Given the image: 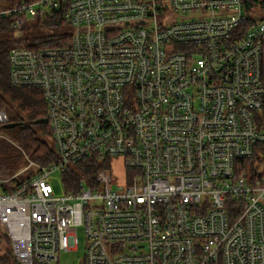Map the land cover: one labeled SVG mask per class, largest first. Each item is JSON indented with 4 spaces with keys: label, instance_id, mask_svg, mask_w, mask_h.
<instances>
[{
    "label": "built area",
    "instance_id": "2783aa9c",
    "mask_svg": "<svg viewBox=\"0 0 264 264\" xmlns=\"http://www.w3.org/2000/svg\"><path fill=\"white\" fill-rule=\"evenodd\" d=\"M54 11L70 30L41 36L57 44L8 52L57 157L0 178L15 261L54 264L81 228L83 264H264V17L238 35L243 0H22L0 16L20 38ZM91 159L93 177L55 194L51 174Z\"/></svg>",
    "mask_w": 264,
    "mask_h": 264
},
{
    "label": "trees",
    "instance_id": "16d2710c",
    "mask_svg": "<svg viewBox=\"0 0 264 264\" xmlns=\"http://www.w3.org/2000/svg\"><path fill=\"white\" fill-rule=\"evenodd\" d=\"M22 0H0V8H11ZM26 1V0H24ZM245 10L248 15V21L237 28V34H242L247 26L254 22L258 15L254 12L258 9L264 11V0H243ZM16 14L0 16V107L6 106L9 113L13 112L15 116L8 121L15 122L16 125L7 128L8 134L23 148L29 159L34 162L46 165L57 160L56 153L49 140V128L44 123H33L34 120L46 117L47 104L42 92L37 88L14 87L9 79V49L16 43H25L28 47H39L45 45L57 44L56 34L52 38H45L39 34L26 30L24 24V35L16 38L11 28L12 21ZM27 21V20H26ZM36 25L48 28H60L68 25L55 11L51 12L44 18H38ZM55 30V29H54ZM56 31V30H55ZM257 117L258 124L264 128V100ZM1 128V127H0ZM15 144L4 139L3 145H0V178L5 179L12 176L19 168V161L16 155L11 152ZM100 164L94 160L80 162L74 169L63 176L66 187H70L74 180H79L82 176L93 177L99 170ZM20 177L13 179L15 182ZM7 190V188H4ZM8 238L0 231V241ZM0 264H19L12 256L11 250H3L0 247ZM80 264H83L81 262Z\"/></svg>",
    "mask_w": 264,
    "mask_h": 264
},
{
    "label": "rangeland",
    "instance_id": "374dc122",
    "mask_svg": "<svg viewBox=\"0 0 264 264\" xmlns=\"http://www.w3.org/2000/svg\"><path fill=\"white\" fill-rule=\"evenodd\" d=\"M254 13L258 15L257 18L264 17V11H262L261 9H258ZM54 29L56 31H58V29L70 30V26L66 25V26H61L60 28H54ZM26 30L27 31L31 30L35 34L43 35L47 32L48 27L37 26L36 21H34L30 18H27ZM0 109L4 110L5 114L7 115L8 120L15 116V114L13 112L9 113V109H7L6 106H2V107H0ZM4 139L9 140L15 144V146L11 149V152L16 155V158L19 161V168L15 171V173L18 170H20L26 166H29L31 162H33V163L29 166V169L26 172H24L23 174H20L19 177L25 178L26 176H28L32 172H34L35 168H36L35 164H38V163L29 159L28 155L23 150V148H21L16 143V141L8 134L7 128H0V145H3ZM122 171H123V168L120 167V164L118 162L115 163V166L113 169V179H114L115 185H117L121 181L120 173ZM50 183L52 185V188H53L55 194H57V195L63 194L64 191L66 190L65 183H64L62 176L59 172H55V173L51 174ZM77 237H78V245H77L76 249L60 252L58 254V260L54 264H80L81 263L83 253H84V244H85L84 233H83L81 228H78V230H77ZM0 247L3 250L8 249V247H9L7 241L4 238L1 239V241H0Z\"/></svg>",
    "mask_w": 264,
    "mask_h": 264
},
{
    "label": "water",
    "instance_id": "95a60500",
    "mask_svg": "<svg viewBox=\"0 0 264 264\" xmlns=\"http://www.w3.org/2000/svg\"><path fill=\"white\" fill-rule=\"evenodd\" d=\"M33 123H44V124H47V118L46 117H42V118H39V119H36L33 121ZM16 125L15 122H12V121H7L3 124L0 125L1 128H11V127H14ZM50 140V143L52 145V141L51 139L49 138Z\"/></svg>",
    "mask_w": 264,
    "mask_h": 264
},
{
    "label": "crops",
    "instance_id": "0c3cea01",
    "mask_svg": "<svg viewBox=\"0 0 264 264\" xmlns=\"http://www.w3.org/2000/svg\"><path fill=\"white\" fill-rule=\"evenodd\" d=\"M261 72H262V79H263V82H264V50H263L262 62H261ZM260 112L261 111L257 112V114H256L257 123H258V120H259V119H257V117H259Z\"/></svg>",
    "mask_w": 264,
    "mask_h": 264
}]
</instances>
